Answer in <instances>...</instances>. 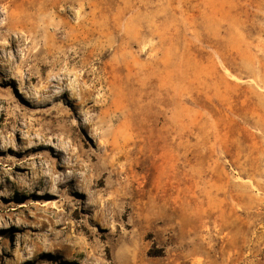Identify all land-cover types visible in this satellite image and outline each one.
Masks as SVG:
<instances>
[{
    "label": "rangeland",
    "instance_id": "rangeland-1",
    "mask_svg": "<svg viewBox=\"0 0 264 264\" xmlns=\"http://www.w3.org/2000/svg\"><path fill=\"white\" fill-rule=\"evenodd\" d=\"M0 264H264V0H0Z\"/></svg>",
    "mask_w": 264,
    "mask_h": 264
},
{
    "label": "bare ground",
    "instance_id": "bare-ground-1",
    "mask_svg": "<svg viewBox=\"0 0 264 264\" xmlns=\"http://www.w3.org/2000/svg\"><path fill=\"white\" fill-rule=\"evenodd\" d=\"M39 14V13H38ZM18 16V15H17ZM18 20V19H17ZM18 21H21V20H18ZM101 44V43H100ZM219 101V100H218ZM227 107V106H226ZM224 113V112H223ZM248 114V113H247ZM222 116V115H221ZM203 117V116H202ZM227 118V117H226ZM229 124V123H228ZM222 129V128H221ZM248 146V145H247ZM249 149V148H248ZM237 150V149H236ZM245 150V149H244ZM247 150V149H246ZM237 154V153H236ZM191 183H193V182H191ZM195 184V183H194ZM193 186V185H192ZM198 186V185H197ZM200 186V185H199ZM212 187V186H211ZM193 188V187H192ZM195 188V187H194ZM197 188V187H196ZM205 189V188H204ZM210 189V188H209ZM196 190V189H195ZM210 191V190H209ZM200 192V191H199ZM187 193V192H186ZM197 193V192H196ZM188 194V193H187ZM205 194V193H204ZM190 195H191V193H190ZM189 195V196H190ZM203 195V194H202ZM183 196V195H182ZM187 196V195H186ZM203 198V197H202ZM205 198V197H204ZM184 199V198H183ZM197 200V199H196ZM191 201V200H190ZM189 201V202H190ZM202 201V200H201ZM205 201V200H204ZM188 203V202H187ZM197 203V202H196ZM204 203V202H203ZM194 204V203H193ZM196 205V204H195ZM195 208V207H194ZM188 211V210H187ZM192 217V216H191Z\"/></svg>",
    "mask_w": 264,
    "mask_h": 264
}]
</instances>
